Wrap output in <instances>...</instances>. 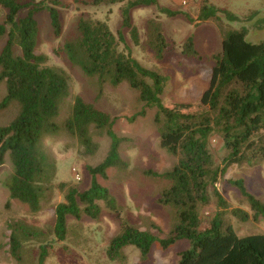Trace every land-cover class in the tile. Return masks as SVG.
<instances>
[{
    "label": "trees",
    "instance_id": "16d2710c",
    "mask_svg": "<svg viewBox=\"0 0 264 264\" xmlns=\"http://www.w3.org/2000/svg\"><path fill=\"white\" fill-rule=\"evenodd\" d=\"M83 6L99 7L120 4L121 29L113 33L105 21L79 17L75 27L54 49L72 67L94 79L99 86L117 87L126 84L137 94L140 110L128 122L145 116L154 109L153 124L158 145L174 158L168 170L149 173L166 181L157 202L170 209L171 228L159 238L148 230H139L122 217L121 210L96 177H106L108 169L124 170L119 148L125 138L118 136L113 126L116 118L97 108L94 103L77 95L70 98V79L59 67L48 65V56L36 54L38 23L36 15L45 11L51 34L60 39L63 32L61 12L69 7L61 0H0L4 12L0 21V85L5 94L0 99V111L13 108L14 117L0 126V166L5 157L12 168L6 183L9 199L26 205L31 212L41 208V202L55 190L63 193V201L54 206L51 234L63 241L67 233L66 219L85 215L97 220L103 207L119 223L118 232L109 240L106 255L121 260L122 249L134 247L146 261L157 244L167 249L180 241L188 243L179 252L178 264H264V234L239 236L225 215L229 213L241 222L264 218V204L247 192L242 180L231 181L249 206L245 211L231 208L217 189V183L231 165L254 166L264 161V43H250L244 30L224 32L221 53L213 55L207 88L197 104L172 103L161 100L168 77L142 65L131 55L124 43L122 30L127 29L134 46H141L161 60L173 44L163 35L160 23L147 21L146 38L140 43L137 30L131 25L130 10L138 6L155 5L156 0H77ZM195 21H214L219 29L222 22L218 11L201 4ZM169 17L192 18L179 11L160 9ZM227 20L235 17L222 10ZM183 51L192 57L197 53L191 38ZM200 58V57H199ZM66 135L74 141L81 156H93L99 144L95 138L109 141L106 155L94 167H86L90 185L84 191L65 181L56 183L55 157L44 141ZM217 135L222 141L223 157L218 160L210 145ZM211 208V218L203 227L202 212ZM9 248L17 261L24 240L46 241L48 233L23 222L8 225ZM38 264H43L47 252L44 245Z\"/></svg>",
    "mask_w": 264,
    "mask_h": 264
},
{
    "label": "rangeland",
    "instance_id": "374dc122",
    "mask_svg": "<svg viewBox=\"0 0 264 264\" xmlns=\"http://www.w3.org/2000/svg\"><path fill=\"white\" fill-rule=\"evenodd\" d=\"M69 5L62 10L63 32L60 39L51 34L48 14L45 11L36 15L39 33L35 49L36 54L47 55L48 65L64 70L70 79V98L61 110L66 113L68 104L77 95L85 101L92 102L100 110L116 118L114 132L125 138L119 148L121 159L127 164L124 170L108 169L106 177H96V181L107 189L121 210L122 217L139 230H148L159 238L168 235L172 214L168 207L157 202L166 181L150 176L149 173H162L171 168L174 158L158 145V135L152 118L154 109H146L145 116L128 122V118L137 113L141 104L137 94L126 84L111 87L99 86L94 79L85 77L81 71L70 66L62 56L54 54V49L74 30L79 17H90L105 21L108 28L115 33L121 29L122 18L120 4L108 6H83L77 0H61ZM201 4L212 6L218 11L222 29L212 20L195 21ZM179 11L188 15L193 22L185 18L169 17L160 9ZM222 10L231 13L235 19L227 20ZM4 12L0 10V21ZM156 19L162 28L166 40L171 44L161 60L143 47L134 46L127 29L122 30L124 43L131 55L142 65L155 69L168 77L161 96L164 105L172 103L197 104L202 92L207 88L213 64L212 56L221 53L223 33L231 30H244L245 39L254 44L264 43V0H156L155 5L138 6L130 10L129 19L137 30L140 43L146 38L147 21ZM191 38L196 57L185 54L183 44ZM4 38L0 40V50ZM200 57V58H199ZM5 94L4 85H0V99ZM14 117L13 108L0 111V126L6 125ZM99 147L93 156L78 154L74 141L66 135L48 138L45 146L55 157L57 174L56 183L65 181L73 184L78 191L86 190L91 176L86 167H94L106 155L109 141L106 137L95 138ZM210 145L217 159L224 151L222 141L217 135L210 138ZM12 174V168L5 157L0 166V264H38L44 245L47 255L43 264H178L179 252L186 249L188 243L177 242L167 249L155 244L146 261L140 259L139 252L132 246L122 249L121 260H110L106 255L109 240L118 232L119 223L102 205V213L97 220L85 215L78 219L68 216L67 233L63 241H58L51 234L54 220V206L63 201V193L55 190L41 202L37 212L16 200L9 199L6 183ZM79 180L75 179V175ZM242 180L248 193L264 204V161L254 166L231 165L217 183V189L231 208L249 211L246 199L231 181ZM211 208L202 212L203 227L211 218ZM250 212V211H249ZM235 233L239 236L264 234V218L257 221L241 222L229 213L225 215ZM23 222L48 233V239H29L22 242L21 257L17 261L9 248L8 225Z\"/></svg>",
    "mask_w": 264,
    "mask_h": 264
},
{
    "label": "built area",
    "instance_id": "2783aa9c",
    "mask_svg": "<svg viewBox=\"0 0 264 264\" xmlns=\"http://www.w3.org/2000/svg\"><path fill=\"white\" fill-rule=\"evenodd\" d=\"M75 179L76 180H79V176L77 174L75 175Z\"/></svg>",
    "mask_w": 264,
    "mask_h": 264
}]
</instances>
